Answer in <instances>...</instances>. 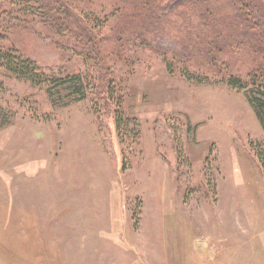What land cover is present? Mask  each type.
Masks as SVG:
<instances>
[{
	"label": "rangeland",
	"instance_id": "1",
	"mask_svg": "<svg viewBox=\"0 0 264 264\" xmlns=\"http://www.w3.org/2000/svg\"><path fill=\"white\" fill-rule=\"evenodd\" d=\"M91 1L77 0L73 13L112 35L120 21L105 22V0ZM208 1L220 19L239 14L231 0ZM43 22L15 14L0 26L4 45L56 76L88 74L86 56L65 52ZM167 35L165 46L180 49L184 39ZM250 45L220 60L246 75L260 59ZM142 55L133 67L111 63L125 86L121 104L97 105L90 90L75 100L65 84L34 85L0 69V264H264V126L250 99L261 95ZM118 107L136 133L117 129Z\"/></svg>",
	"mask_w": 264,
	"mask_h": 264
},
{
	"label": "trees",
	"instance_id": "2",
	"mask_svg": "<svg viewBox=\"0 0 264 264\" xmlns=\"http://www.w3.org/2000/svg\"><path fill=\"white\" fill-rule=\"evenodd\" d=\"M192 1L105 0L100 7L105 22L111 17L120 21L112 35L106 37L98 31L96 34L93 24L92 26L81 25L78 14L73 13L74 3L77 0H0V3H4L7 7L11 5L13 8V11H4L3 14V11H0V26L20 12L41 15L43 23L62 39L61 45L65 52H77L90 60L89 63L86 60L90 72L87 74V72L77 71V74L70 75L73 72L63 71L58 76L48 73L31 58H26L17 50L6 47L1 29L0 69H4L18 80L34 85L56 87L65 84L66 89H73L75 92L77 96L74 97L75 100L88 98L90 90L101 97L97 105L104 104V101L109 99L113 103L117 101L121 104L123 96L120 92L125 89V86L123 79L116 77V71L111 63L118 67V60L121 59L127 68L133 67L134 62L142 61L144 57L142 53L145 54L148 50V52L163 55V60L170 69L181 66L185 72L191 74V78L195 77L193 75L197 70L211 71L220 77L219 80L232 87L254 86L256 88L254 90L261 96L253 95L250 99L264 126V12L260 10L255 0H231L232 3L229 6L233 8L235 6L239 14L231 16L228 14L226 19H220L218 17L221 10L214 7L212 2L194 0L198 1V5L188 8ZM87 3L92 1L87 0ZM94 11L89 10L86 16L90 14L88 19L98 26L96 11ZM184 13H187L186 18ZM81 14H83L82 10ZM172 15L175 20L170 19ZM197 18H201V21ZM228 19L232 25L225 24ZM242 24H245V30L250 32L251 45L245 41L242 33L244 28H240ZM8 30L9 28L5 32L8 33ZM167 34L175 40L184 39L179 40L184 42L180 45V49L169 50L170 47L165 46L162 35L168 37ZM249 45L259 54L260 59L255 69L246 75L233 72L228 62L220 60L221 56L231 52V49L242 52ZM148 56L145 59L146 62L154 57L152 54ZM118 106L121 107V105ZM119 107L116 110L117 129L126 127L128 129L126 134L136 133L134 119ZM97 111L100 110L97 108Z\"/></svg>",
	"mask_w": 264,
	"mask_h": 264
}]
</instances>
